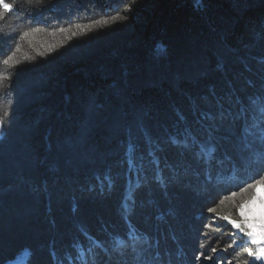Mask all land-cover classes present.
Listing matches in <instances>:
<instances>
[{"label":"trees","instance_id":"1","mask_svg":"<svg viewBox=\"0 0 264 264\" xmlns=\"http://www.w3.org/2000/svg\"><path fill=\"white\" fill-rule=\"evenodd\" d=\"M5 3L0 261L101 264L133 227L155 264L222 255V218L264 180V144L244 133L264 0Z\"/></svg>","mask_w":264,"mask_h":264},{"label":"snow or ice","instance_id":"2","mask_svg":"<svg viewBox=\"0 0 264 264\" xmlns=\"http://www.w3.org/2000/svg\"><path fill=\"white\" fill-rule=\"evenodd\" d=\"M0 7L5 11H10L12 5L5 3V0H0ZM25 35H27V33H25ZM4 63H8V61L5 60ZM249 103L253 108L254 117L251 123L245 126L244 133L246 136H258L261 143L264 144V94L260 95L258 98L250 99ZM243 118L247 121V110H245ZM247 146L252 147L250 142ZM259 154L264 156V150ZM249 188L254 189V192L237 206L239 219H231L229 216H225L222 219L227 220L234 228L245 233L253 244L260 246L257 252L253 253L251 249H249L248 252L249 255H255L257 260H262L264 259V194H262L261 190L264 189V181H257L255 184L249 185ZM242 191H247V189H242ZM232 195L235 196L236 193L233 192ZM209 211H213V209H209ZM136 231L138 230L134 227L130 229L125 236L117 240V246L122 249H127L129 247V242L132 241L131 249L133 252H137L138 246L135 241H138L140 238L134 235ZM145 243H149L150 246V242L145 241ZM23 251L25 255L30 256L27 250ZM140 252L143 253L142 246L140 247ZM77 259L81 261V264H90L83 256H79ZM66 260L67 264H74L71 256L66 257ZM0 264H3V261H0ZM10 264H19V260L12 261ZM55 264H64V261L56 259ZM91 264H98V262L93 260ZM135 264H148V261L142 259L141 255H138Z\"/></svg>","mask_w":264,"mask_h":264},{"label":"rangeland","instance_id":"3","mask_svg":"<svg viewBox=\"0 0 264 264\" xmlns=\"http://www.w3.org/2000/svg\"><path fill=\"white\" fill-rule=\"evenodd\" d=\"M2 125L0 122V135H2ZM264 181V180H263ZM247 190L243 196H246L247 194L249 195L250 193H253V191ZM262 194H264V189L261 190ZM224 223L228 226V229L232 227L233 231L228 233L225 237L224 240V248H223V254L222 255H213L210 258H204V262H208L206 264H264V259L262 260H257L255 258V255H249L248 250L251 249L253 253L258 251V248L260 246L253 244L251 239L246 236L245 233L240 232L238 229L234 228L227 220H222ZM231 226V227H230ZM131 242L129 244V247L127 249H114L112 248L111 251L106 255V259H104L102 256L99 257V260L102 259L101 264H135L136 262V257L138 255H141L142 259L148 261V264H153L154 260L152 258V253H149V259H145L149 245L145 247V245L140 244V241H135V243L138 246V251L133 252L131 249ZM142 246L143 248V253L140 252V247ZM244 247L245 251L240 252L241 254H238V249ZM237 255L242 256L243 255V260L240 258H237ZM222 257L225 258H233V261L230 259H226L221 261L220 259ZM236 259L239 260L238 263H236ZM98 259H95V261ZM201 261V260H200ZM91 264V263H90ZM155 264V263H154ZM160 264V263H157Z\"/></svg>","mask_w":264,"mask_h":264}]
</instances>
